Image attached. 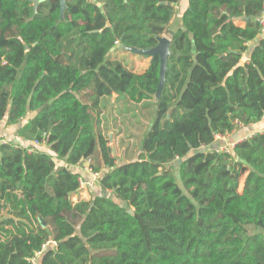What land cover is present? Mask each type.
I'll return each mask as SVG.
<instances>
[{
    "label": "trees",
    "instance_id": "obj_1",
    "mask_svg": "<svg viewBox=\"0 0 264 264\" xmlns=\"http://www.w3.org/2000/svg\"><path fill=\"white\" fill-rule=\"evenodd\" d=\"M179 1L66 0L62 17L0 0V123L34 113L19 136L46 146L0 145V264H264V133L212 148L264 118V0H189L158 102L159 57L141 73L111 58L155 48ZM114 94L156 102L123 164L102 129ZM87 172L98 188L75 202Z\"/></svg>",
    "mask_w": 264,
    "mask_h": 264
},
{
    "label": "crops",
    "instance_id": "obj_2",
    "mask_svg": "<svg viewBox=\"0 0 264 264\" xmlns=\"http://www.w3.org/2000/svg\"><path fill=\"white\" fill-rule=\"evenodd\" d=\"M188 5H189V0L179 1V3L175 7L176 9L175 16L172 19L171 23L169 24L167 32L161 38H167L171 41V38H170L171 35L182 28V17L188 8ZM237 24L241 27L245 25L243 21H237ZM258 44H259V40L249 45L248 52L246 53L247 59L250 57L253 49L256 46H258ZM120 52L126 53L129 56H131L130 60L132 61V65H131V68H128V69L135 73H139V72L141 73V71L142 72L145 71L149 66L148 64H150L148 60H145L144 63H142V65L147 66V67L144 70L138 71V68L141 66V62L139 61H138L139 63L137 62V56H143V55L131 53L125 49H120V47L113 48V50H111L112 60H118L122 62L121 59L123 57H122V53ZM147 58L149 59L151 57H147ZM134 68L136 70H134ZM155 103L156 102L154 101V105H153L154 107L152 111L147 110L148 113L146 115H142V112H141L140 120H135L134 113L129 111L126 105L129 106V104H136V103L130 101L128 97L126 96L119 97L117 94H114L112 97L105 98L102 102V109H103L102 110L103 111L102 129H103L104 135L110 141L109 146L113 149L114 145H117L118 148L120 149L119 151L125 156L127 153L125 148H128L130 145H133L137 141V143L139 144V153H140L143 139L146 136V134L149 132V129L151 128V124L153 123L156 117ZM149 104H152V103L149 101H145L137 105L141 106L142 108L141 110H143ZM143 112H145V110H143ZM34 115H35L34 113H30L28 117L21 124L13 125V126L8 125L7 118H5L0 123V140H4L7 143H12L15 147L26 148L29 150V152H33L35 149L46 151V146L35 145L34 142L24 140L20 138L19 136L18 132L20 128L23 127L28 122L29 119L33 118ZM144 133L145 135L140 143V139ZM257 133H260V134L264 133V118L260 123L255 124L251 127H247V128L240 127L238 130H236L230 135L217 136L216 142L212 148L214 149L218 148L221 145H223L225 142L227 143L229 142L231 144L236 145L237 143L242 142L243 140H246ZM139 153L137 154V156L139 155ZM114 155L117 158L118 164H123L124 162H129L130 160V158L128 157L127 159L120 161V159H118V156L115 154V152H114ZM130 157L131 159L134 158L133 155H130ZM85 168L86 169L88 168V170H90V167L88 166V164L86 165ZM84 184L87 186V188L84 187ZM94 186L98 188L96 176L92 175L90 172L89 174L88 172L85 173L81 180V191L73 196V200L75 202H77L78 200H83V199L89 200L91 198V194H90L91 187H94Z\"/></svg>",
    "mask_w": 264,
    "mask_h": 264
},
{
    "label": "water",
    "instance_id": "obj_3",
    "mask_svg": "<svg viewBox=\"0 0 264 264\" xmlns=\"http://www.w3.org/2000/svg\"><path fill=\"white\" fill-rule=\"evenodd\" d=\"M61 4V13L62 17L64 14V11L66 9V0H58ZM38 2H35V6L37 7ZM171 41L167 38H160L159 43L155 48L148 49V50H138L135 48H128V47H120L119 45L116 48H122L125 49L131 53H135L138 55H143L147 57H151L152 60L159 57L160 59V84L157 90V93L154 97L155 101L158 102L161 98L162 90L166 82V72H167V65H168V58L171 55L170 51ZM113 50V49H112ZM130 215H134V210L129 211ZM42 225L46 227V223L44 221H41Z\"/></svg>",
    "mask_w": 264,
    "mask_h": 264
},
{
    "label": "rangeland",
    "instance_id": "obj_4",
    "mask_svg": "<svg viewBox=\"0 0 264 264\" xmlns=\"http://www.w3.org/2000/svg\"><path fill=\"white\" fill-rule=\"evenodd\" d=\"M120 53H122V52H120ZM122 59H121V61L123 62V64L127 67V68H131V65H132V61L130 60V57L131 56H129L128 54H126V53H122ZM145 60H148L149 61V63H150V61H151V58H147V57H145V56H137V62L139 61V62H141V66L138 68V71H141V70H144L147 66H143L142 65V63H144V61ZM138 62V63H139ZM149 65V64H148ZM143 66V67H142ZM136 68V67H135ZM134 68V70H136ZM142 72V71H141ZM140 73V72H139ZM124 100V99H123ZM154 105V102L152 103V104H149V105H147L143 110H145V112H143V110H141L142 108H141V106H138L137 104H129V106L128 105H126L127 106V109H129V111H131L132 113H134V116H135V120H140V118H141V112H142V115H146L148 112H147V110H151L152 111V109H153V106ZM138 110H139V112H138ZM144 135H145V133L143 134V136L141 137V139H140V143H141V141H142V139H143V137H144ZM133 144V143H132ZM126 149V155L124 156L119 150V148H118V146L117 145H114V147H113V150H114V152H115V154L118 156V159H120V161L121 160H125V159H127L128 157L130 158V160H131V157H130V155H133V157L134 158H137L138 156H137V154L139 153V144L137 143V141L133 144V145H130L128 148H125ZM131 153V154H130ZM136 155V156H135ZM125 157V158H124ZM133 158V159H134ZM119 161V162H120ZM84 187L85 188H87V186L84 184ZM94 188H95V190H96V187L94 186L93 188H91L93 191H94ZM38 261V260H37Z\"/></svg>",
    "mask_w": 264,
    "mask_h": 264
},
{
    "label": "built area",
    "instance_id": "obj_5",
    "mask_svg": "<svg viewBox=\"0 0 264 264\" xmlns=\"http://www.w3.org/2000/svg\"><path fill=\"white\" fill-rule=\"evenodd\" d=\"M260 23L262 26V32L264 33V12L260 18ZM6 143H7L6 141L0 140V145L6 144ZM234 146H235L234 144L225 142L223 145L216 148L215 151H217L218 153L230 154Z\"/></svg>",
    "mask_w": 264,
    "mask_h": 264
}]
</instances>
